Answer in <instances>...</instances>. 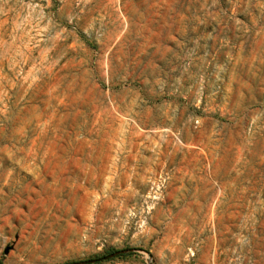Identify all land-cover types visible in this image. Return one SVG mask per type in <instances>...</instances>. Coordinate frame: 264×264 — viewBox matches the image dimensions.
<instances>
[{
  "label": "rangeland",
  "instance_id": "rangeland-1",
  "mask_svg": "<svg viewBox=\"0 0 264 264\" xmlns=\"http://www.w3.org/2000/svg\"><path fill=\"white\" fill-rule=\"evenodd\" d=\"M0 264H264V0H0Z\"/></svg>",
  "mask_w": 264,
  "mask_h": 264
},
{
  "label": "water",
  "instance_id": "water-1",
  "mask_svg": "<svg viewBox=\"0 0 264 264\" xmlns=\"http://www.w3.org/2000/svg\"><path fill=\"white\" fill-rule=\"evenodd\" d=\"M8 252V249L6 250V253Z\"/></svg>",
  "mask_w": 264,
  "mask_h": 264
}]
</instances>
